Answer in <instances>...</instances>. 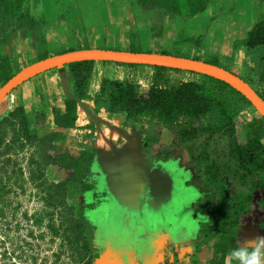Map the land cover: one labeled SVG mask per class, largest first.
Here are the masks:
<instances>
[{"label":"crops","instance_id":"crops-1","mask_svg":"<svg viewBox=\"0 0 264 264\" xmlns=\"http://www.w3.org/2000/svg\"><path fill=\"white\" fill-rule=\"evenodd\" d=\"M234 3L235 7L226 12L224 0H211L202 13L186 20L188 27L195 29L193 25H198L206 30L214 20L208 16H230L228 24L222 22L227 26L226 32L216 34L222 41H214L216 36L211 30L209 45L218 50V47L233 45L237 40L240 44L253 26L251 16L260 13L264 4L259 0H235ZM131 6L130 0H26L24 8L35 19H42L43 24L33 32L28 28L13 30L8 26L11 20L0 12V29L5 30L1 36L6 35L5 41H0V57L9 60L15 74L37 62L40 54L51 57L87 49L129 51L130 24H136ZM186 10L181 7L182 14H186ZM163 45L156 42L154 51H151L144 43H135L141 52L157 54L165 53L155 50ZM242 49L238 45L232 61L221 59L215 64L238 77L241 76L239 71L248 73L240 65ZM165 55L206 62L192 55ZM116 68L125 73L149 69L95 62L87 98L77 100L76 127L69 130L92 131L94 137L90 148L94 149L96 156L99 181L95 191H98L99 198L95 200L97 194L84 191L91 198V220L96 230L93 238L100 253L92 264H205L212 250L202 242L194 219L197 192L192 184H187L188 155L178 153L162 159L144 152L136 136L131 135V128L124 125V116L108 112L107 95L94 101L103 76H108V71ZM95 72L97 77L92 86ZM42 77L47 80V89L43 84L38 87ZM240 78L245 80L242 76ZM41 94L48 105L46 109ZM70 97L74 98L69 72L63 66L23 82L6 99L11 109L19 106L24 109L31 131L36 114L45 112L49 118L50 108H62L64 100ZM242 233L249 241L264 237V232L253 225L243 226Z\"/></svg>","mask_w":264,"mask_h":264},{"label":"rangeland","instance_id":"rangeland-1","mask_svg":"<svg viewBox=\"0 0 264 264\" xmlns=\"http://www.w3.org/2000/svg\"><path fill=\"white\" fill-rule=\"evenodd\" d=\"M224 2L227 7L224 10L226 12L231 11L235 7V0H224ZM259 2L262 5L264 4V0H259ZM181 7L185 10L184 0L181 2ZM131 9V15L134 17L135 23L137 24L138 20L139 22L137 25L130 24V35L137 38L135 39V43H144L146 48H149L151 51H154L156 42H161V44H164L163 48H155V50L158 49V51H165V53L169 54L178 53L181 55H192L195 58L204 59L212 63V65H215V63L221 59L228 62L232 61L236 55L234 51L236 52L238 50V45H240L238 40L235 41L233 45L229 44L223 48H221L222 46L218 47V50L213 45H209L211 39H209L208 35L211 30H213L216 36L214 41H222L221 38H217L218 36L216 34L218 32H226V24H228L230 16L210 15L208 17H213L214 20L210 22V26H208L206 30L200 29L198 25H193L195 29H190L186 22L189 17L186 14H182L179 18H174L175 20L168 18L161 19L158 14L138 6L132 5ZM259 12L260 13L255 14V16H251L254 23L264 17V8ZM222 22L226 24L223 25ZM158 33L160 34L159 37ZM186 39H191L192 42L185 43ZM242 51L243 59H241L240 65L241 68L248 71V73L239 71V75L244 77V81L256 92L264 95V82L259 80V75L264 66V47L259 46L254 49H246L243 47ZM244 74L247 75L245 76ZM152 75L153 71L151 68L144 69L143 72L130 71L129 73H125L124 70L116 68L112 71L109 70L108 76L105 75L103 78L109 77L113 80H130L138 84L140 91H145L151 84ZM123 76H127V79H122ZM168 76L172 81L204 82L201 77L202 75L190 74L187 72H170ZM46 81L47 80L42 77L38 87L41 88V84H43L44 88L47 89ZM206 84L212 86L210 83L206 82ZM1 87L2 86H0V88ZM218 92L227 103L229 112H232L242 121V124L247 128V132L250 135L259 137L264 150V123L261 120L262 117L255 108L252 105H247L228 89L218 90ZM41 96L43 97L42 94ZM12 110L13 109L9 106V100L5 97L0 103V132L2 134V142L0 144V154H2V156H0V171L8 172V174L16 172L18 178L16 177V180L13 178L12 182L16 181V183L10 187V192L5 197V201L10 205L6 209L5 216L3 219H0V221L12 222V224H10L12 226L8 229L7 233L11 238H16V243L19 240L22 242L25 239L28 234L27 230L34 231V237L24 241L30 243L33 249H31V247L30 249L24 248L27 251L25 257L22 259L14 257L13 261L17 264H33L31 258L36 257L37 264H77L73 262L67 241H65L63 237H54V239H52L50 234L47 233L46 227L42 226L40 229L36 227L33 228L31 223L23 216L27 214L28 216L37 215V217H42L43 210L44 212L48 210L46 207H54L59 201V198H63L64 196L68 206L71 204H73V206L75 205V213H79L80 217H88L83 221L84 231L88 239L97 245L96 239L93 238L95 232L91 231V228L95 226V223L91 220V198L87 192H82L79 186L80 182L84 183L86 187H90L88 191H92L94 195L97 194L94 199L97 200V198H99L98 191H95L99 181L98 168L95 162L96 156L94 155V149L90 148V142H92L94 138L93 132H79L81 128H78V131L55 129L50 123L52 119L50 114L46 122L36 120L37 126L34 120L31 133L35 135L36 141H29L24 138L23 132L20 130L18 124L14 123L10 125L8 122L2 121L4 118L8 117ZM124 123L125 126L130 128V123ZM134 124V127L131 129V135L134 137L136 136L140 148L144 152L162 159H165L168 151L169 153H173V155L186 153L189 158V154L186 150L182 149L184 148L183 146L170 145L173 134L181 129L182 126L188 125L189 128H200L207 125L216 127L220 124V119L216 114L208 113L201 118H192L191 120L179 118L176 121L170 122L142 118L134 122ZM46 134L52 141L51 144L48 145H53L55 147L52 152L49 150L50 147L47 145V142H44L47 139L44 136ZM185 145L190 147L192 143L187 142ZM203 147H206L205 152L207 153V158H210L209 162L213 160L218 161L222 158L220 155L222 150L227 149L226 138H221L217 134L213 135L211 139H208V134L199 137L195 146L192 147L193 156L196 157V159L195 161L190 158L188 160V175L192 181L191 184L194 187L193 189L197 192L195 205V208L197 207L196 219L198 221L213 220L212 222L209 221L211 223L209 225V233H202L200 231L202 242L208 244L212 250L219 236V233L213 236V229L219 214V205L221 204L222 206L224 203L223 198H221L218 193H223L227 195L226 197L232 198L233 192H236L235 195H239L241 192L240 196L242 199H240L244 202L246 200L245 195H247L248 191L247 188H238V184L235 181L236 179H234V173L231 169H222L221 172L219 171L217 173V184L220 189V191L217 192L214 185L210 183V178L208 179V176L205 174L206 162L200 160ZM50 153H54V156H56L60 162L69 165V171L61 169L57 164H45L46 158ZM8 158L10 161L6 160ZM19 170H21L22 175L19 174ZM253 178L254 177L251 179ZM61 183H64V185L59 192L52 190L49 185ZM227 203L235 204L236 201L227 199ZM43 217L44 224H47L49 218L45 215ZM55 218H57L55 222L57 224L59 217ZM64 219L63 217V222L68 226L67 221ZM231 220L232 219L227 221L228 225H231V222H229ZM239 221L241 222V226L243 224V218ZM16 223L18 227H16ZM13 226H15V229L12 228ZM224 227L225 225H223L222 230ZM40 233L45 234L43 239L38 237ZM97 234L98 232L96 235ZM0 238L4 239L1 229ZM238 244L239 246H243V242ZM4 249H8L7 251L12 252V245L7 240L5 247H1L0 251ZM18 252L19 250H17L16 254H18ZM17 256L19 257L20 253ZM23 259H27V261L24 262ZM2 260L3 258L0 257V262H2ZM13 261L8 262L11 263Z\"/></svg>","mask_w":264,"mask_h":264},{"label":"trees","instance_id":"trees-1","mask_svg":"<svg viewBox=\"0 0 264 264\" xmlns=\"http://www.w3.org/2000/svg\"><path fill=\"white\" fill-rule=\"evenodd\" d=\"M184 1L187 9L186 15L189 18L202 13L211 2V0ZM25 2L26 0H0V12L7 19L11 20L8 26H11L13 30L28 28L33 32L43 24V20H37L31 16L29 10L24 8ZM181 2L182 0H130L133 6L135 5L142 9L152 11L158 14L161 19H174L180 17L182 15ZM4 33L5 30L0 29V41H5L6 35L1 36V34ZM130 42L131 47L129 52L141 53V50L135 46L134 36L131 37ZM191 42V39L185 40V43ZM240 45L246 49H254L259 46L264 47V17L254 23L247 33L246 38L240 42ZM45 58H47L46 55L40 54L38 61ZM94 63L93 61H83L66 65L69 72L70 89L74 98L65 99L62 108L56 106L50 108L52 117L50 123L53 128L70 130L76 127L77 100L87 98V88ZM206 63L212 64L207 61ZM115 65L125 68L144 67L124 64ZM215 65L218 66L217 64ZM148 68L152 69L153 75L151 84L147 90L140 91L138 84L130 80H110L103 78L99 86V92L94 97V101H98L102 99L104 95H107L108 112L123 115L125 122L130 123L131 129L135 125L134 122L142 118L170 122L176 121L179 118H187L190 120L192 118H201L208 113H214L219 117L220 124L216 127L209 125L200 128H189V125L182 126L181 129L173 134L170 145L183 146L184 148L182 149L186 150L189 154V158L195 161L196 157L193 156L192 147L195 146L199 137L208 134V139H211L213 135L217 134L221 138H226L227 149L222 150L220 154L222 158L218 161L213 160L209 162L210 158H207V153L205 152L206 147H203L201 150L200 160L206 162L205 174L208 176V179L210 178V183L214 185L216 191L219 192L217 173L219 171L221 172L222 169H231L234 173V179H236L235 181L238 184V188H247L248 193L245 195L246 200L244 202L241 200V192L239 195H235L236 192H233L232 198L226 197L227 195L223 193H218V195L223 198L224 203L222 206L221 204L219 205V214L213 229V236L218 233L219 236L217 242L212 247L211 257L205 264H230V262L231 264H237L236 261L231 260L229 256L230 251L240 247L238 243L243 242L244 245L249 241L242 233L241 226L253 225L264 232V150L259 137L250 135L247 132V128L242 124V121L232 112H229L228 105L225 100H223L218 90L228 89L247 105L251 106V104L238 91L219 80L201 76L204 80V82L201 83L196 81H172L168 73L180 71L159 67ZM13 75L9 60L0 57V86H3ZM96 77L97 73L95 72L91 81L92 86L95 84ZM259 80L264 82V66L259 75ZM206 82L212 84V86H208ZM258 94L264 99L263 94ZM41 98L43 108H48L42 96ZM46 119L47 116L45 112L35 115V121L42 120L46 122ZM261 120L264 123L262 118ZM2 121L8 122L10 125L14 123L18 124L26 140L36 141L35 135L30 131V126L22 107H15L9 113L8 117L4 118ZM35 124L37 126V121ZM44 136L47 138L44 142H47V145L51 144L52 141L50 137H48L47 134ZM1 142L2 134L0 132V144ZM187 142H191L192 146L188 147L185 145ZM48 146L51 152L55 148L53 145ZM0 156H2V154H0ZM173 156V153H169L168 151L165 159L172 158ZM6 160L10 161L9 158ZM45 164H57L61 169H65L66 171H69L70 168L66 163L60 162V160L54 156V153H50L46 158ZM19 174L22 175L21 170H19ZM16 177V172L8 174V172L0 171V219H3L6 214V209L10 205L5 201V197L10 192V187L16 183V181L12 182L13 178L16 180ZM252 177L254 178L251 179ZM191 182L189 177L187 184L191 185ZM49 185L52 190L59 192L62 190L64 183ZM79 186L82 192L90 188L86 187L85 184L81 182ZM227 199L235 200L236 203L228 204ZM46 209H48L47 212L43 210L42 214L49 218L47 224H44L43 216L37 217V215L28 216L24 214L23 217L31 223L33 228L36 227L40 229L42 226L46 227V231L50 234L52 239H54V237H63L65 241H67L73 262L77 264H92L98 256V249L96 245L88 239L84 231L83 221L88 217L81 216V218L79 213H75V205L73 206V204H71L68 206L64 196L63 198H59V201L54 207H46ZM196 212L197 207L194 211V219H196ZM55 217H59V221L57 222L58 225L55 223L57 221ZM63 217L65 218L64 220L67 221L68 226L63 222ZM241 218H243V224L240 226L241 222L239 220ZM230 219H232L229 221L231 225H228L227 221ZM209 221H198L196 219L199 233H209V225L213 220ZM10 224H12V222L0 221V229L4 236V239L0 238V249L1 247H5L6 240L12 245V252L7 251L8 249L0 251V257L3 258L0 264H17L13 261L14 257L22 259L25 257V254H27V248L30 249L31 247V249H33L30 243L24 241L33 238L34 231L27 230L28 234L25 239L22 242L19 240L16 243V238H11L7 233L8 229L12 226ZM15 225L18 227L17 223ZM223 225H225V227L222 230ZM12 228L15 229V226ZM91 231H95L94 227L91 228ZM45 234L40 233L38 237L43 239ZM17 250H19L18 254H16ZM19 253L20 256L18 257L17 255H19ZM31 259L33 264H37L36 257ZM23 260L24 262L27 261V259ZM8 261L13 262L9 263Z\"/></svg>","mask_w":264,"mask_h":264},{"label":"water","instance_id":"water-1","mask_svg":"<svg viewBox=\"0 0 264 264\" xmlns=\"http://www.w3.org/2000/svg\"><path fill=\"white\" fill-rule=\"evenodd\" d=\"M83 61L159 67L207 76L219 80L238 91L264 119V99L248 83L222 67L180 56L107 49H87L51 56L23 68L0 88V103L23 82L55 68Z\"/></svg>","mask_w":264,"mask_h":264},{"label":"clouds","instance_id":"clouds-1","mask_svg":"<svg viewBox=\"0 0 264 264\" xmlns=\"http://www.w3.org/2000/svg\"><path fill=\"white\" fill-rule=\"evenodd\" d=\"M229 256L237 264H264V237L247 241L243 246L231 250Z\"/></svg>","mask_w":264,"mask_h":264}]
</instances>
